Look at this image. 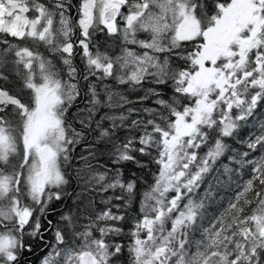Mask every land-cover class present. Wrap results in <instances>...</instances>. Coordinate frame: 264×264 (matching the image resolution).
<instances>
[{
  "label": "snow or ice",
  "instance_id": "snow-or-ice-1",
  "mask_svg": "<svg viewBox=\"0 0 264 264\" xmlns=\"http://www.w3.org/2000/svg\"><path fill=\"white\" fill-rule=\"evenodd\" d=\"M70 7L71 0H0V81L15 75L20 92L28 93L25 100L0 86V264H21L32 250L25 235L43 241L45 232L54 243L45 241L49 251L41 264H119L125 245L106 238L124 232L125 215L112 209L130 204L136 182L124 181L118 166L144 167L136 153L159 167L129 231L130 264H264V118H257L258 108L264 111V0H80L75 24ZM96 32L118 37L119 54L93 44ZM24 40L58 54L67 78L39 50L16 42ZM74 47L83 71L73 63ZM109 80L131 90L146 80L156 87L133 101ZM150 97L154 106H143ZM134 103L141 107L95 119L100 108ZM105 120L110 128L102 127ZM250 123L256 130L241 137ZM121 129L127 133L122 141L116 137ZM89 130L98 135L79 157L85 163L75 169L77 182L113 195L100 197L105 208L95 209L89 197L78 214L63 212L53 223L49 206L69 195V166ZM224 138L248 150L233 148L229 159L238 168L224 165L226 179L212 178L236 188L227 209L204 227L210 193L196 194L229 151ZM104 155L117 167L100 164ZM195 232L200 240L190 239Z\"/></svg>",
  "mask_w": 264,
  "mask_h": 264
},
{
  "label": "trees",
  "instance_id": "trees-1",
  "mask_svg": "<svg viewBox=\"0 0 264 264\" xmlns=\"http://www.w3.org/2000/svg\"><path fill=\"white\" fill-rule=\"evenodd\" d=\"M79 0H71V4L72 5H76V3ZM76 7V6H75ZM72 9H74L72 7ZM29 15H32L31 13ZM98 44H99V49L101 51H107L110 55H116L119 54V46H121L119 39L110 36H107L104 32L100 33L98 35ZM8 39L13 40L14 38H10L8 37ZM109 39V40H107ZM17 43H19L22 46H27L29 47L31 50H39L43 55L47 56L48 58H50V56L52 58L56 57L53 54L51 55L50 52H48V50L42 45V44H37L34 43L31 40H24V41H16ZM81 65H84L83 63ZM80 62L76 61V67L78 68V70L83 71V68H81ZM93 80L95 79L94 77L92 78ZM106 83H109L113 86V88H115L117 91L122 92V94L126 95L129 97V99L135 101L137 97L144 95V89H147L148 87H156L155 85H152L149 81H145L144 85L142 86V88L138 87L136 90H131L128 89L126 85L123 86H117L113 81L109 80L106 81ZM19 80L15 77V75H10V82H4V81H0V86L5 87L6 89H8L10 91L11 94H17V95H22L23 98L25 100H27L28 98V93L27 91L21 93L20 92V88H19ZM98 90H100L98 88ZM101 91V96L100 99L103 100L105 97L103 95L102 90ZM171 89L170 88H165V93H164V98L168 99L171 96ZM116 98H114L115 100ZM153 99L152 97H150L148 100L143 101V106H154L153 105ZM84 101L83 97L80 98V100L78 101V103H81V101ZM75 106V105H74ZM129 107H141L140 103H134V104H129V105H125L124 108H115V109H109V108H100L99 111L96 114L95 119L99 120L101 116H103L106 112L108 113H116L119 114L121 112H126L127 108ZM258 113L259 116L257 117L259 118H264V111H261L258 108ZM136 118V114L133 113L132 116L129 117V119L127 121H125V124L129 123L132 119ZM243 124V122H241ZM252 124V123H251ZM111 125V121L105 120L103 121L102 127L104 128H110ZM93 127H95V122L93 123ZM240 131V136L243 137L246 133L250 132V131H255L254 127L248 125L246 128H242L239 130ZM126 131L124 129H121L119 131H117L116 133V137L120 138L121 141L123 140V138L126 135ZM98 135V131L97 132H91L90 130L88 131L87 135H86V139L84 141L81 142L80 145L77 146L76 151L73 153L74 157L76 159H74L72 161V164L69 166V168H71L72 170L69 171V177H70V182L69 184L66 186V190L69 193L68 196L63 198L62 202H55L54 204L50 205V209H52L51 214L48 215V219L52 220L53 223H56L60 220V215L63 212H68L69 210H71L74 214H78L80 211H82L85 206L88 203V199L89 197H91L95 203L93 205V207L97 210L105 208L106 206L100 203V197H107L110 195H113L112 190H109L108 192H99V191H92L90 189H88L87 185L84 183L83 180H80L79 182H77V177L75 175V169L77 168H81L83 166V164L85 163L84 161L80 160L79 157L80 155H88V152L86 151V146L89 143H95V140L93 139L94 136ZM225 142L227 144H229V151L225 153L224 156L220 157L217 161L215 166L213 167L212 171L207 175L204 184L201 185L200 190L198 191V193L196 194L197 198H202L204 197L205 192L207 191L209 187V185L211 184V189L210 192H214V189H219V185L223 186L222 184H218L216 183L212 178L214 176H219L221 180L226 179L224 173H223V166L227 165L230 168H238V165L235 164L234 161H231L229 159V156L231 155V150L233 148L238 149L239 151H246L248 150L246 148V146L234 141L232 138H224ZM211 143V141H210ZM100 147H104L103 142H101ZM108 147H111V145H108ZM207 151V146H204L200 149V153L203 154L204 152ZM137 156V159L140 160L142 162L143 165H145L144 167H137L134 163L132 162H127L123 165H119L118 167H121L123 169V176L122 179L124 181H128V180H133L136 182V195L134 197V199L130 202V204L125 208L122 207L120 210H117L115 208H113V212H118V214H123L125 215V220L119 222L120 226L123 227L124 232L119 235V236H115V237H108L106 239H113L115 240V242L117 243H121L123 245H125V249L122 253V255L119 257V264H130V258H129V254L127 252V245L130 244L131 241V237L129 235V231L132 228L133 222L134 220L140 215V204H141V198L143 193L152 185L155 183V179H156V175L158 174L157 169H158V165H156L155 163L151 162V159L149 157H145V156H141L138 153L135 154ZM93 163H96L95 160L92 161ZM99 163L100 164H107L108 167H112L113 169L117 166L115 165H111L110 163V158L108 155H104L99 157ZM101 171L103 169H100ZM86 173V170H85ZM85 173H82V175H84ZM223 174V175H222ZM241 173L238 172L237 175H240ZM111 175V174H110ZM242 175L244 176V179L248 178V170L247 168H245L242 172ZM220 186V187H221ZM100 186L97 185V188H99ZM227 188V186H226ZM227 190H229V188H227ZM120 190L117 189L116 190V194H119ZM77 193L80 194V199L79 200H75V197L77 195ZM231 199V198H230ZM28 201V200H25ZM208 198L206 200V204L208 203ZM27 203V202H26ZM114 204L119 203V204H124L123 201H116L113 200ZM77 205H79V208L77 207ZM228 207V203L226 207H223V209H221L220 214L223 213ZM250 208L246 209V212H250ZM219 214V215H220ZM218 215V216H219ZM62 223V222H61ZM41 231H44V228L47 227V222L44 220L43 217H41ZM170 227V225H168ZM208 223L204 226L207 227ZM2 230V229H0ZM190 237L193 238H198V240L201 239V234L200 232H195L193 233ZM50 238H54L52 232H45L44 233V240L42 241L39 237V235H37L35 238H31V236L25 235L24 237V243L25 245H30L31 246V251H25L21 257H20V261L21 264H36L37 260L39 259V257L45 253V251L47 250L45 241L50 242Z\"/></svg>",
  "mask_w": 264,
  "mask_h": 264
},
{
  "label": "rangeland",
  "instance_id": "rangeland-1",
  "mask_svg": "<svg viewBox=\"0 0 264 264\" xmlns=\"http://www.w3.org/2000/svg\"><path fill=\"white\" fill-rule=\"evenodd\" d=\"M79 3H80V0L76 3V5H75L76 7L71 4L70 10H69V15L72 17V20H73L74 24H75L76 20L78 19V17H77V9L79 7ZM72 7L74 9H72ZM100 33H102V32H96V34L92 38V43L97 45L98 47H99V44H98V38L99 37H98V35ZM146 35L147 34H145V33H138V38L143 39V38L146 37ZM78 36H79V30L77 29L76 32H75V35L72 37V39L75 41ZM115 38L118 39V37H115ZM107 40H109V39H107ZM90 47H91V45H90ZM130 47H134V46H130ZM118 48L120 49L121 46H119ZM140 51H143V50H140ZM119 52H120V50H119ZM54 56H56V57L52 58L50 56V59L57 66V68L61 70V75L66 79L67 78L66 71L64 70V66L62 65V61L59 59V55L56 54ZM76 61L80 62V65L83 63L82 58L80 56L79 47H74L73 63H74L75 66H76ZM81 68L84 69V65H81ZM79 106L80 107H84V101L83 100L81 101V103H79ZM74 114H75V106L73 107V109L69 110V115H74ZM249 125L252 127L253 123L252 124L250 123ZM254 129L256 130V128H254ZM220 186L221 185H219V189H217V188L214 189V192H210L209 189H211V187L208 188L207 191H206L207 193H210V195L207 197L209 202L206 204V215H205V218L203 220L202 226H205L207 223L209 224V222L212 219V217H214V216L218 217V215L220 214L221 209H223V207H226L228 201L230 200V198H232V196L234 194V191H235V188H236L235 183H233L231 186H227V188H229V190H227L226 186H224V185L221 186V187ZM25 202L29 203L30 201H25ZM34 216H35V213H34ZM29 227H30V225L26 226V231L28 230ZM31 238H33V237H31ZM190 239L198 240V238H193V237H190ZM53 243H54V238H50V242H49L48 245H51ZM48 251H49V247H47V250L45 251V253L42 254L39 257V259L37 260L36 264H41L42 259L46 256ZM191 251L194 252L195 248L193 247L191 249Z\"/></svg>",
  "mask_w": 264,
  "mask_h": 264
}]
</instances>
